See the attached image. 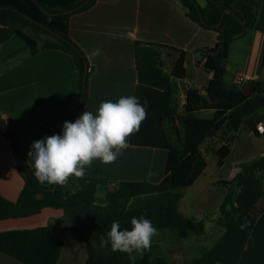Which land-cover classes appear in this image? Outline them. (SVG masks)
Listing matches in <instances>:
<instances>
[{
	"label": "trees",
	"instance_id": "16d2710c",
	"mask_svg": "<svg viewBox=\"0 0 264 264\" xmlns=\"http://www.w3.org/2000/svg\"><path fill=\"white\" fill-rule=\"evenodd\" d=\"M97 1L0 0V44L17 37L25 42L32 55L44 49L63 51L72 56L78 74L75 103L39 127L34 142L52 135H62L64 123L75 122L78 113L87 104L92 67L85 52L72 40L68 23L72 15L87 11ZM178 1L192 21L217 33V43L197 51L205 55L203 67L212 75L207 94L189 87L186 101L180 105L177 80L187 77V53L169 45L135 42L138 73L135 97L146 109L147 115L139 131L130 136V144L143 147L149 131V146L168 152L163 180L159 183H114L104 178L83 177L77 178V191L66 186L40 184L22 153L17 137L9 128V119H5L0 112V133L10 142L18 170L24 179L23 189L16 201H10L0 194V221L37 215L45 208L63 210L76 239L85 244V264H133L126 253L113 252L110 245L101 246V236L110 231L114 221H119L121 230H131V219L143 216L151 220L157 231H171L178 240L205 232L203 221L188 220L180 211L183 190L192 186L207 168V155H214L217 166L221 167L244 133L261 136L257 125L264 120L262 84L251 82V92L245 94L241 90L243 87L224 81L230 46L253 29L260 1ZM166 52L178 54L170 74L164 71L163 54ZM151 88L153 93L149 103ZM177 118L178 126L175 123ZM253 170H264V156L243 163L231 179L214 183L227 189L217 224H223L227 206H231L235 215L241 213L242 209L233 204L236 184ZM99 186H110L105 195V205L97 203ZM80 215L86 219L89 238L79 232L77 217ZM64 246L65 241L56 236L53 224L0 232V253L21 264H58ZM152 252L150 250V253L142 256L134 253V264H173L159 255L153 256ZM191 264L218 262L206 252Z\"/></svg>",
	"mask_w": 264,
	"mask_h": 264
},
{
	"label": "crops",
	"instance_id": "0c3cea01",
	"mask_svg": "<svg viewBox=\"0 0 264 264\" xmlns=\"http://www.w3.org/2000/svg\"><path fill=\"white\" fill-rule=\"evenodd\" d=\"M259 1L260 9L253 29L230 46L224 76V81L229 85L244 87L251 82H260L264 88V0ZM68 28L72 40L85 52L92 67L87 104L76 119L86 110L95 114L102 101L117 102L121 96H136V41L169 45L187 53V77L177 80L180 105L185 103L189 87L198 88L202 94H207L212 75L203 67L205 55L197 51L215 46L217 33L192 21L178 0H98L87 11L72 15ZM164 54V71L170 74L178 54ZM244 74L249 75L250 80L240 86L238 78ZM77 92L78 74L71 55L49 49L32 55L29 47L15 38L0 44V112L5 119H9V128L17 137L28 162V153L38 128L71 107L76 101ZM152 93L151 88L149 103ZM263 136L264 133L259 137L253 133L244 137L242 135L241 141L234 145L233 153L221 167L217 166L216 158L217 171L202 183L209 168L207 158L212 154L207 155V168L192 186L183 190L181 201L186 189L197 186L192 205L204 215H219L227 189L214 183L231 179L243 163L264 156ZM148 140L149 131L143 147L132 146L129 137L128 147L114 163L105 165L98 160L93 161L92 166L86 168L84 177L104 178L114 183H159L165 177L168 152L151 148ZM150 171L153 173L151 176ZM263 183L264 170H253L236 184L233 204L242 211L235 215L231 206L226 207L223 224L216 222L213 241L201 256L209 252L218 264H264ZM23 186L24 179L15 162L11 144L0 133V194L10 201H16ZM66 187L77 191V178L71 177ZM109 189L110 186L98 187L99 205H105V195ZM62 213L60 209L45 208L37 215L1 220L0 232L20 230L8 228L11 220L44 219L41 224L24 228L33 229L48 225L46 221H60ZM54 224L56 236L60 237L57 233L62 236L63 225L59 222ZM160 244V238L155 235L149 250L158 251L155 249ZM63 251L58 264H65ZM0 264L21 263L0 253Z\"/></svg>",
	"mask_w": 264,
	"mask_h": 264
},
{
	"label": "clouds",
	"instance_id": "9594fccd",
	"mask_svg": "<svg viewBox=\"0 0 264 264\" xmlns=\"http://www.w3.org/2000/svg\"><path fill=\"white\" fill-rule=\"evenodd\" d=\"M146 115L137 97L121 96L117 102L102 101L95 114L86 110L75 122L66 121L62 135L45 137L31 145L28 163L34 168L36 180L66 186L73 176L83 178L93 161L114 163ZM131 226V230H121L119 221H114L100 242L102 247L110 245L113 252L126 253L134 264V253L150 248L157 229L143 216L133 217Z\"/></svg>",
	"mask_w": 264,
	"mask_h": 264
},
{
	"label": "rangeland",
	"instance_id": "374dc122",
	"mask_svg": "<svg viewBox=\"0 0 264 264\" xmlns=\"http://www.w3.org/2000/svg\"><path fill=\"white\" fill-rule=\"evenodd\" d=\"M202 1V0H198ZM29 33V32H27ZM31 35V33H29ZM17 41L24 43L21 39L15 38ZM26 45V44H25ZM165 55V54H164ZM176 125H179V119L177 118L175 121ZM248 134L244 133L243 137ZM180 138V134L177 135V139ZM264 144V136L261 140ZM208 163L209 168L206 172V175L203 176L201 182H206L209 177L215 173L217 170L215 166L216 157L213 155L208 156ZM32 168V167H31ZM34 171V168L32 169ZM46 184V183H45ZM198 187L195 186L193 188H189L185 190L184 199L181 201L180 211L182 212L183 216L191 221H203L205 224V232L203 234H191L187 239L184 241L181 240L180 243H177L175 240L176 237L171 231H157L156 236L160 238L161 244L157 247L155 252H152L153 256H161L165 258L167 261L173 264H181L186 262L187 264H191L196 258H199L205 250L210 246L213 241V233L214 228H216V218L218 215L215 216H207L204 215L202 212H199L193 205L192 202L195 200L197 195ZM100 199V196H98ZM99 202V200H98ZM218 214V213H217ZM33 220L24 221V220H11L8 228L11 229H24L28 227H32L33 225H38L44 222V219L35 221L36 218H32ZM69 219L65 216V213H62V219L58 220H51L46 221L45 224H53L55 222H59L63 225L64 229L62 230L63 235H59L61 238L64 239L66 243L65 250L63 251L62 259L65 260V264H85L86 260V249L84 242L78 241L75 237V231L68 221ZM34 221V222H32ZM78 229L80 234L89 238V230L86 226V219L84 216L77 217ZM61 229H59L60 231ZM150 253L149 248L140 251L138 256H142L144 254ZM68 255V258H67ZM65 258V259H64ZM62 261V260H61ZM64 264V263H63Z\"/></svg>",
	"mask_w": 264,
	"mask_h": 264
},
{
	"label": "built area",
	"instance_id": "2783aa9c",
	"mask_svg": "<svg viewBox=\"0 0 264 264\" xmlns=\"http://www.w3.org/2000/svg\"><path fill=\"white\" fill-rule=\"evenodd\" d=\"M248 80H250L249 75H247V74L240 75L239 78H238V84H239L240 86H243V85H245V84L248 82ZM257 130H258V132L261 133V134L264 133V120L261 121V122L257 125Z\"/></svg>",
	"mask_w": 264,
	"mask_h": 264
},
{
	"label": "water",
	"instance_id": "95a60500",
	"mask_svg": "<svg viewBox=\"0 0 264 264\" xmlns=\"http://www.w3.org/2000/svg\"><path fill=\"white\" fill-rule=\"evenodd\" d=\"M227 12V11H225ZM251 88H252V84L249 83L246 86H244L241 90L242 92H244L245 94H249L251 92ZM212 98V96H210Z\"/></svg>",
	"mask_w": 264,
	"mask_h": 264
}]
</instances>
